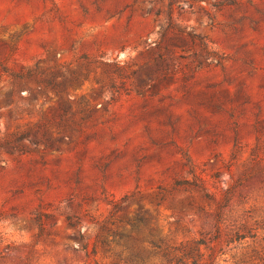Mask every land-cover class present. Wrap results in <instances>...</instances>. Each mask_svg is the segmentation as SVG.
Masks as SVG:
<instances>
[{"label":"rangeland","instance_id":"rangeland-1","mask_svg":"<svg viewBox=\"0 0 264 264\" xmlns=\"http://www.w3.org/2000/svg\"><path fill=\"white\" fill-rule=\"evenodd\" d=\"M263 222L264 0H0V264H235Z\"/></svg>","mask_w":264,"mask_h":264},{"label":"trees","instance_id":"trees-1","mask_svg":"<svg viewBox=\"0 0 264 264\" xmlns=\"http://www.w3.org/2000/svg\"><path fill=\"white\" fill-rule=\"evenodd\" d=\"M10 73V72H9ZM11 75L14 77L22 78L25 74L20 72H11ZM194 186L200 187L202 190L204 189L201 184V181L197 179ZM127 195H123L120 199L124 201L126 199ZM120 201H113V208H118V204ZM262 229L264 228V222L260 226ZM258 226L254 228V230H247L246 232H243L241 234H236V236H230L227 238V242H238L239 244H242V246H253V243L260 239L262 240V249L260 252L255 251L253 248L251 249V252H249L245 257H239L236 258L235 264H264V229L261 230V232L258 231ZM250 241H249V240ZM236 246V245H235ZM197 264H201L196 261ZM204 264V263H203Z\"/></svg>","mask_w":264,"mask_h":264}]
</instances>
